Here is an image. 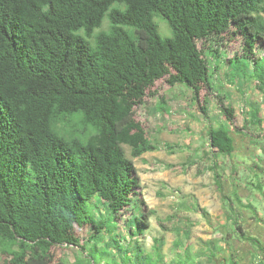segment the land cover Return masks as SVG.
<instances>
[{"label": "trees", "instance_id": "1", "mask_svg": "<svg viewBox=\"0 0 264 264\" xmlns=\"http://www.w3.org/2000/svg\"><path fill=\"white\" fill-rule=\"evenodd\" d=\"M106 18L110 29L94 46L74 35L83 27L91 37ZM231 34L244 45L230 62L244 64L245 74L252 65L250 77L264 84V59L256 54L264 45V0H0V252L9 264H50L60 245L81 247L87 257L78 264H97L111 245L129 254L153 212L140 209V176L123 145L135 156L157 149L135 105L164 75L191 90L211 150L235 151L231 129L211 123L200 95L203 86L213 89L204 46L215 42L217 56ZM217 95L234 123L235 107ZM258 113L251 110L253 123ZM211 170L226 199L218 162ZM129 208L140 215L131 216L127 240L119 224ZM76 224L92 231L83 244Z\"/></svg>", "mask_w": 264, "mask_h": 264}, {"label": "rangeland", "instance_id": "2", "mask_svg": "<svg viewBox=\"0 0 264 264\" xmlns=\"http://www.w3.org/2000/svg\"><path fill=\"white\" fill-rule=\"evenodd\" d=\"M158 21L162 34L169 35L170 27L165 19L158 18ZM243 45L240 34H231L219 47L220 53L217 56H213L211 51L218 48L215 42L204 46L212 70L213 89L209 90L203 86L200 95L201 104L209 107L210 121L214 126L229 123L221 110L217 94L224 96L225 102L235 107L234 123L229 124L242 130L235 132L233 129L236 144L240 146L244 142H250L252 148L246 153L245 147H235V151L228 156L213 152L208 143L207 121L200 105L192 98L191 90L182 84L171 85L169 74L158 79L147 89L143 103L135 105L136 120L146 131L149 142L157 149L135 156L132 146L123 145L127 156L134 160L140 176V184L136 188L138 198L143 201L140 209H150L153 212L150 218L151 226L135 241L132 240L134 245L131 246L129 254L118 252L111 245V254L103 258L97 256V264H139L140 261L142 264H156L154 256L157 247H162V252L168 260L178 253L179 248L174 243L182 234H188L191 241L193 237L198 239L200 230L194 228L199 223L197 216L200 209L197 185L203 183L204 187L210 190L216 188L213 182L214 172L211 170L215 161L219 164V170L224 171L226 175H231L234 167L235 173L247 184L250 194L262 191L259 185L264 188V84L257 78L250 77L252 65L249 67L250 72L245 74L240 71L244 64H240L241 67L236 69L230 62V59L235 60L236 56L243 54ZM200 46L203 47L202 42ZM261 46L256 50V54L264 59V45ZM232 91H235L238 98L232 97ZM251 110L259 112L258 121L255 119L254 123ZM244 125L246 131L242 129ZM212 185L214 187H211ZM225 200L229 207L232 204L239 208L245 206L236 196L230 194ZM247 200L251 201L253 197L241 198V201ZM97 201L101 203L99 199ZM195 207L198 210L194 209ZM138 209L125 210L120 218L119 230L127 240L130 218L133 214L140 215ZM101 211H104V207H101ZM95 213L100 216L99 209L95 210ZM75 232L80 244L88 240L92 233L89 225L79 224H76ZM190 240L187 241L189 246ZM125 245L124 247L128 246ZM137 246L153 258L139 256L142 251H139ZM210 247L211 252H216V242ZM85 257L86 253H83L79 246L60 245L51 249L50 264H78L79 259ZM8 258L10 260V256L0 252V264H9ZM194 259L188 257L182 264H196Z\"/></svg>", "mask_w": 264, "mask_h": 264}, {"label": "crops", "instance_id": "3", "mask_svg": "<svg viewBox=\"0 0 264 264\" xmlns=\"http://www.w3.org/2000/svg\"><path fill=\"white\" fill-rule=\"evenodd\" d=\"M232 93V97L238 98L235 91ZM224 124L231 129L235 137L234 131L236 130L233 131V126L229 123ZM242 129L246 131V127ZM235 145L237 149L245 147L246 153L252 148L250 142H244L239 146L235 140ZM254 148L258 150L257 147ZM256 153L260 155L258 151ZM220 172L223 176L226 197L229 194L236 196L245 206L239 208L232 204L229 207L227 201L222 198L217 185L214 190H210L200 183L197 185L199 186L200 204L197 216L199 223L194 227L200 230L198 239L193 237L191 241L188 239V234L187 236L182 234L181 237L175 239L174 243L179 248L178 253L168 260L162 252V247H157L156 256H154L156 264H182L188 257L195 258L193 261L196 264H264V188L259 185L262 191L250 194L247 184L238 173H235L234 167L231 175H226L222 170ZM213 182L216 184L215 176ZM213 193H215L214 196ZM249 196H252L253 200L241 201L242 197ZM188 240L191 246L188 245ZM215 242L216 252H211L210 245Z\"/></svg>", "mask_w": 264, "mask_h": 264}, {"label": "clouds", "instance_id": "4", "mask_svg": "<svg viewBox=\"0 0 264 264\" xmlns=\"http://www.w3.org/2000/svg\"><path fill=\"white\" fill-rule=\"evenodd\" d=\"M110 29V21H108L107 19L104 20L103 24L101 25V27L97 28L96 30L93 31L91 37H89L86 34V29L81 27L80 29H78L76 32H74V35L79 36L83 39H86L91 45L94 46L95 44V37L97 35H99L100 31H108Z\"/></svg>", "mask_w": 264, "mask_h": 264}]
</instances>
